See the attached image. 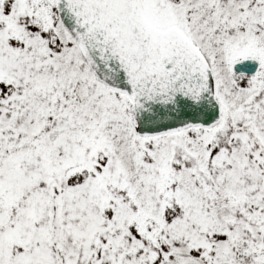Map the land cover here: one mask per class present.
Instances as JSON below:
<instances>
[{
  "label": "snow or ice",
  "instance_id": "snow-or-ice-1",
  "mask_svg": "<svg viewBox=\"0 0 264 264\" xmlns=\"http://www.w3.org/2000/svg\"><path fill=\"white\" fill-rule=\"evenodd\" d=\"M0 264H264V0H0Z\"/></svg>",
  "mask_w": 264,
  "mask_h": 264
}]
</instances>
